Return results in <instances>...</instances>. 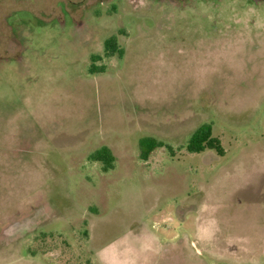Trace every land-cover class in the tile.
<instances>
[{
  "label": "rangeland",
  "instance_id": "obj_1",
  "mask_svg": "<svg viewBox=\"0 0 264 264\" xmlns=\"http://www.w3.org/2000/svg\"><path fill=\"white\" fill-rule=\"evenodd\" d=\"M192 1L0 0V264H264V1ZM205 123L223 156L187 152Z\"/></svg>",
  "mask_w": 264,
  "mask_h": 264
},
{
  "label": "trees",
  "instance_id": "obj_2",
  "mask_svg": "<svg viewBox=\"0 0 264 264\" xmlns=\"http://www.w3.org/2000/svg\"><path fill=\"white\" fill-rule=\"evenodd\" d=\"M123 50L120 47L116 36L107 38L104 42V55L107 57L118 55L120 58ZM92 61L97 60L96 56H92ZM164 142L153 137H143L139 140V159L147 161L150 155L157 149L164 146ZM186 150L189 153H200L205 150H213L217 155L223 156L224 149L221 141L212 133L210 124H201L189 136L186 142ZM88 159L91 162L100 164V170L105 172L114 168L115 157L111 150L106 147H100L93 151Z\"/></svg>",
  "mask_w": 264,
  "mask_h": 264
},
{
  "label": "flooded vegetation",
  "instance_id": "obj_3",
  "mask_svg": "<svg viewBox=\"0 0 264 264\" xmlns=\"http://www.w3.org/2000/svg\"><path fill=\"white\" fill-rule=\"evenodd\" d=\"M103 1H105V0H99V2H103ZM253 1L254 2H258V1H264V0H253ZM79 4L80 5H84V2L80 1ZM167 5L170 6L171 4L168 3ZM154 7L155 6H152V9H156ZM177 7L182 11L183 15H189L190 17L196 16V14H195L196 13V3L193 2L192 0H190V2H188L187 4H183V5L177 6ZM156 10H158L156 12L158 14L159 9H156ZM65 11H66L65 13H67V10H65ZM155 20H156L155 28L158 29V28H160L159 27V25H160L159 16ZM72 21H73V23L75 25L79 24V22L77 23L74 20H72ZM215 27H216L215 25H212V28H214V31H216ZM212 28L210 30H212ZM180 31H181L182 34H187V36H189V38L191 37L192 41L195 42L196 39H197V36H198L197 33L199 32V28H198V26L190 27V26L184 24V25L181 26ZM168 32L169 31H166L167 35H168ZM180 36H181V39H180ZM173 37L177 38V40L180 41L183 44L187 40V39H185L184 35H179V32L177 34H175V35H172V38ZM169 39H171V38H169ZM34 212L35 211L33 209V210H28L27 212H23V213H17V214L14 213V214H12L11 218H8L7 223L4 226H2L3 227L2 231L4 232V234H3L4 237H3L2 243H4L5 240L7 238H9L11 235H16L18 237H22V236H24L26 234V232H28L33 227H35V225H37V223H39V222H38V216ZM84 234L87 235V237L89 238V236H88V234L86 232H84ZM164 245H166L168 248L171 247L170 244H167V243L164 244ZM176 251L177 252H175L174 254L177 256V263L178 264H183V262H182L183 253H182L181 249L180 250H176ZM165 253H167V249L164 248L163 251L153 259V261H155L156 259H158V260L163 259V257L165 256ZM116 254H117V250L115 251V256L117 257ZM138 260L139 259L136 256L135 258L130 259L128 261L131 264H138Z\"/></svg>",
  "mask_w": 264,
  "mask_h": 264
},
{
  "label": "crops",
  "instance_id": "obj_4",
  "mask_svg": "<svg viewBox=\"0 0 264 264\" xmlns=\"http://www.w3.org/2000/svg\"><path fill=\"white\" fill-rule=\"evenodd\" d=\"M158 245H161V244H158ZM122 246H124V245H122ZM122 246H121V248L120 249H117V248H115L116 250H117V256H118V260H117V262L119 263V264H131L129 261H128V259L126 258V254H125V252L127 253V250H125L124 251V249L122 248ZM161 246H163V244L161 245ZM116 250H113V252L115 253V251ZM121 253H122V255H121ZM130 258H131V256H129ZM111 258V257H110ZM115 258V257H114ZM122 258H124L123 260H122ZM125 261H127V262H125Z\"/></svg>",
  "mask_w": 264,
  "mask_h": 264
}]
</instances>
